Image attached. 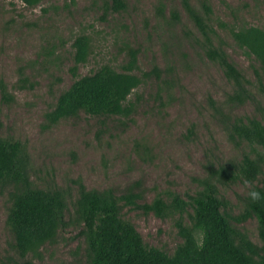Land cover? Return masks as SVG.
Listing matches in <instances>:
<instances>
[{
    "label": "rangeland",
    "instance_id": "374dc122",
    "mask_svg": "<svg viewBox=\"0 0 264 264\" xmlns=\"http://www.w3.org/2000/svg\"><path fill=\"white\" fill-rule=\"evenodd\" d=\"M105 0H0V136L20 140L35 187L60 190L66 197L65 222L55 238L25 258L15 248L8 217L21 193L15 183L0 184V264H91L78 201L81 183L119 206L148 248L172 256L184 242L179 222L192 227V197L217 189L222 212L237 245L257 263L264 260V231L250 212L244 181L264 189V146L241 137L234 125L264 123V92L255 58L241 48L224 21L264 28V0H189L216 33L209 43L183 0H125L126 9L109 12ZM174 14L179 15V19ZM90 37V53L73 73L75 38ZM224 51L249 80L243 87L228 78L209 48ZM129 47L139 49L142 75L155 65L161 78L145 79L130 95L131 116L100 118L81 112L47 127L46 113L76 78L108 64L121 70ZM264 82V72L261 71ZM5 91L12 96L3 98ZM257 167L245 173L246 159ZM176 193L188 202L181 215L138 207L161 194ZM131 197L135 203H131ZM249 213V214H248Z\"/></svg>",
    "mask_w": 264,
    "mask_h": 264
},
{
    "label": "trees",
    "instance_id": "16d2710c",
    "mask_svg": "<svg viewBox=\"0 0 264 264\" xmlns=\"http://www.w3.org/2000/svg\"><path fill=\"white\" fill-rule=\"evenodd\" d=\"M22 1L28 6H35L41 0ZM183 2L212 44L211 34L216 33L215 28L191 6L189 0ZM203 6L209 14L213 12L209 0H204ZM126 7L125 0H105L104 19L109 12H121ZM174 16L179 19L178 14ZM218 24L222 28H228L236 43L255 58L259 64L255 68V74L259 87L264 92L261 78V71L264 72V28L253 24L236 27L224 21H219ZM72 46L75 64L71 69L76 74L79 64L88 59L90 37L81 34L75 38ZM138 54L139 49L129 47L128 60L121 70L105 64L91 74L76 78L59 96L54 108L46 113L47 127L65 118L78 117L81 112L100 118L131 116L135 111V103L129 100L130 95L145 79L152 76L160 79L162 75V70L157 65L138 75L135 72L138 69ZM209 54L220 62L228 78L241 87L249 83L224 51L210 46ZM4 88L2 86L3 98L10 101L12 96ZM234 129L239 136L264 146L263 122L251 118L241 120L234 125ZM27 156L20 140L0 136V184L15 183L21 187V193L10 210L8 223L14 232L15 248L22 258L29 253H36L45 243L55 238L58 229L65 222L67 209L66 197L60 190L34 186L29 176ZM244 170L249 179L256 177L257 167L250 158L246 159ZM80 189L78 213L92 253L91 264H257L243 248L252 247L249 241L242 239L243 247L236 244L230 222L221 209L226 202L218 196L214 186L192 197L193 213L190 217L193 226H185L179 222L180 233L185 240L172 256L162 250L148 248L133 223L120 216L115 200L103 197L96 190H87L82 183ZM258 190L264 196V189ZM171 199L167 203L158 194L152 203L137 206L145 211H155L160 216H166L169 212L183 215L188 202L176 193L171 194ZM130 202L134 204L135 200L131 197ZM250 212L257 216L264 231V200L258 203L251 201Z\"/></svg>",
    "mask_w": 264,
    "mask_h": 264
},
{
    "label": "clouds",
    "instance_id": "9594fccd",
    "mask_svg": "<svg viewBox=\"0 0 264 264\" xmlns=\"http://www.w3.org/2000/svg\"><path fill=\"white\" fill-rule=\"evenodd\" d=\"M244 185L246 188H248V192H247V196L248 198L254 202V203H258L261 200H264V196H262L261 192L259 190H257L255 187H253L251 185L250 181L245 180L244 181Z\"/></svg>",
    "mask_w": 264,
    "mask_h": 264
}]
</instances>
